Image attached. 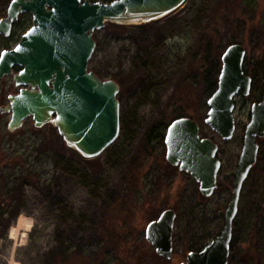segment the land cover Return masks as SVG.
Listing matches in <instances>:
<instances>
[{
    "label": "rangeland",
    "instance_id": "obj_1",
    "mask_svg": "<svg viewBox=\"0 0 264 264\" xmlns=\"http://www.w3.org/2000/svg\"><path fill=\"white\" fill-rule=\"evenodd\" d=\"M10 1L0 0V19ZM31 25V15L21 14L8 37L0 34V53L14 48ZM205 32L223 51L234 36L246 58L264 65V0H186L156 21L106 24L94 32L88 68L120 87V147L110 146L95 159L69 149L50 124L36 128L27 118L19 129L8 130L10 113L4 108L20 87L12 76L0 79V264H181L220 234L255 101L235 98L230 141L204 122ZM220 68L219 58L210 67L212 84ZM171 105L184 109L201 136L218 145L221 167L210 197L200 193L190 174L166 161L159 140L144 145L153 126L162 130L163 112ZM258 143L260 155L232 225L229 264H264V138ZM165 209L176 213L171 260L158 256L145 239L146 225Z\"/></svg>",
    "mask_w": 264,
    "mask_h": 264
},
{
    "label": "water",
    "instance_id": "obj_2",
    "mask_svg": "<svg viewBox=\"0 0 264 264\" xmlns=\"http://www.w3.org/2000/svg\"><path fill=\"white\" fill-rule=\"evenodd\" d=\"M186 0H11L0 19V34L8 37L21 14H30L31 27L17 45L0 53V79L12 76L18 93L8 96V130L19 129L31 118L36 128H56L66 146L85 159H95L112 146L120 133V87L89 70L95 51V31L106 23L141 25L177 11ZM246 49L240 43L225 48L216 89L207 99L204 122L223 141L236 131L235 98L249 96L252 79L244 71ZM13 67L20 70L13 72ZM2 111V110H1ZM264 138V94L250 107L241 151L232 178L231 197L219 235L190 251L181 264H228L232 225L242 187L257 162ZM165 159L192 176L204 197L217 188L221 161L218 145L202 137L190 117L172 120L164 134ZM176 213L165 209L146 225L145 239L158 256L171 260Z\"/></svg>",
    "mask_w": 264,
    "mask_h": 264
},
{
    "label": "trees",
    "instance_id": "obj_3",
    "mask_svg": "<svg viewBox=\"0 0 264 264\" xmlns=\"http://www.w3.org/2000/svg\"><path fill=\"white\" fill-rule=\"evenodd\" d=\"M110 1H112V0H105L104 2H110ZM106 24L117 26V27L123 26V25H117V24H112V23H106ZM213 38L214 37H213L212 33L207 32V34H206V32H205V34L203 35L201 59H200V62H202V66L204 68V74H205L204 85H205L206 89L208 90V96H210L211 93L216 89L217 80H218L215 76L213 79V84L211 83V81H208V75L210 73V67L215 63V61L219 60V58L221 59V55L223 53L222 47H219V46L214 47ZM229 43H230L229 45H231L233 43H237L236 38L233 36ZM244 71L252 79L251 91H250V94L248 97L251 98L253 101L257 102L262 98V96L264 94V65L259 60H250V59L245 57ZM171 106L167 107L165 109V111L163 112L164 123H162V125H161L162 130L156 131L157 127L153 126L145 136L144 145H146V146L149 145L153 139L159 140L160 143H162L164 145L163 139H164V134H165V131H166L168 124L172 120H174L178 117H189V116H185V110L182 109L181 107H177V106L173 107V105H171ZM112 146L113 147H120V143L115 142ZM259 155H260V153L258 154V156ZM257 160H258V158H257ZM231 178H233V175H231ZM155 218L156 217L151 218V219H155ZM202 247L203 246H200V248H202ZM200 248H197L195 250H199ZM233 251H234V246H233V243L231 242L230 254ZM228 264H229V260H228Z\"/></svg>",
    "mask_w": 264,
    "mask_h": 264
},
{
    "label": "flooded vegetation",
    "instance_id": "obj_4",
    "mask_svg": "<svg viewBox=\"0 0 264 264\" xmlns=\"http://www.w3.org/2000/svg\"><path fill=\"white\" fill-rule=\"evenodd\" d=\"M91 1H94V0H91ZM20 16V15H19ZM20 70L19 67H13V72L16 73ZM13 79V78H12ZM19 91V90H18ZM18 93V92H17Z\"/></svg>",
    "mask_w": 264,
    "mask_h": 264
},
{
    "label": "bare ground",
    "instance_id": "obj_5",
    "mask_svg": "<svg viewBox=\"0 0 264 264\" xmlns=\"http://www.w3.org/2000/svg\"><path fill=\"white\" fill-rule=\"evenodd\" d=\"M31 222L30 221H26L25 222V227L28 228L30 226Z\"/></svg>",
    "mask_w": 264,
    "mask_h": 264
}]
</instances>
